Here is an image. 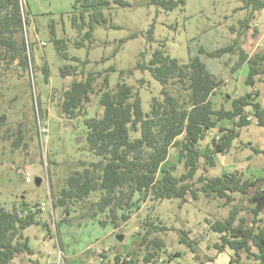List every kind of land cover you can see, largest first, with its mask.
<instances>
[{
  "label": "rangeland",
  "instance_id": "374dc122",
  "mask_svg": "<svg viewBox=\"0 0 264 264\" xmlns=\"http://www.w3.org/2000/svg\"><path fill=\"white\" fill-rule=\"evenodd\" d=\"M120 1L118 4L112 0L109 8L102 9L106 23L94 26L91 40L93 43L88 48L90 40L79 36L70 25L68 15L73 9L74 0H21L26 17L29 18V25L23 36L33 59L32 72L27 73L30 76L25 74L21 78L8 72L0 75V114L4 119L3 129L10 128L11 131L15 130L23 114L30 119V123L34 117L36 131L39 133L42 130V136L35 137V130L32 128L28 138L33 137L34 142L26 154L19 150L10 153L9 143L0 147V208H16L24 213L36 211L35 218L38 223L23 231L29 248L34 252L31 255L23 253L25 264H31L32 261H36L35 264H55L57 257L54 255V243L62 255L65 253L61 231L66 236L70 234L73 237L74 230L82 225L84 229L87 224L92 231L97 229L90 235L93 242L88 251L94 250L99 259L103 255L112 261V254H122L121 256L125 257L129 253L137 259L138 264H146L143 257L150 251L146 242L140 245V240L135 245L133 243L130 252L125 249L128 247L127 240L123 246L104 243V239L100 241L96 235H102L104 225L106 224L107 229L112 226L107 212L94 215L87 211L83 204H75L66 216L61 210L52 207V194L63 186L69 173L80 170V161L93 160L85 140L84 121L100 118L103 113L97 95L104 76L101 74L94 82L95 94L91 96L89 104L85 105V113H79L73 119L60 115L55 104L61 92L73 80H83L89 70L101 72L114 67V71L109 72V86L113 87L122 79L138 91L142 111L148 113L151 99L160 97L162 86L148 71L137 70L135 66L138 62L147 64L155 50H162L165 55L175 58L179 64H186L190 58L198 56L212 74L224 80L225 84L212 97L213 102L217 101L215 107L219 106L222 95L233 99L252 91L244 85L247 67L240 70L242 73L232 72L236 56L210 58L199 50L213 52L235 39L248 57L261 53L264 50V9L254 12L247 22L248 28H243L239 21L248 16L249 9H243L242 0H185L183 6L172 10H164L154 5L152 0ZM151 27L152 39H149L148 31ZM51 28L56 38L65 40L69 56L77 57L80 61H91V64L84 68L83 74L65 78L60 76V68L79 63L65 61L57 55L51 41ZM76 41H85L84 47H76ZM101 59L105 61L95 65V62ZM43 65H46L49 71L47 82L39 71ZM128 71H131V74H127ZM260 71L254 89L258 93L256 100L264 108V84L260 82L264 71ZM120 72L125 73L122 78L119 76ZM224 106L229 108L230 102L224 103ZM246 113L251 117L252 123L240 129V136L233 141L229 152L214 156V167L209 171H202L201 168L196 174V177H215L223 173L237 172L241 179L255 183L246 195L234 194L231 202L225 199L208 200L204 197L194 201L189 195L183 202H157L151 201L150 198L137 201L139 196L135 195L129 209L125 207L117 211V225L124 223L119 219L122 214L128 224L125 228L117 230L115 236L123 241L132 234L136 236L135 232L131 233L132 230L147 219V223L159 227L149 238L162 242L161 253L152 260L155 264H230L229 257L239 264H255L244 252H240L238 257L228 248L225 253H218L215 244L219 243V235L210 229L215 221L225 220L234 209L238 210L235 224L243 220L250 226L253 217L249 198L256 189L264 187V128L255 125L248 108ZM218 126L225 129L233 127L232 122L228 120L222 121ZM207 133L201 143L202 148L218 134L217 129ZM135 136L131 134V138ZM164 166L174 167L175 175L184 171L174 149H171ZM160 177L161 173L158 178ZM26 178L30 179L29 183H26ZM37 178L41 180L39 185L35 184ZM42 203L46 204L44 212L39 210ZM260 219L261 225H264V212L261 213ZM89 229L88 233L91 232ZM182 231L188 233L194 253L186 245L179 243V239L183 237ZM138 232L144 233L142 226H139ZM72 241L75 243V236ZM48 251H53L49 258L46 256Z\"/></svg>",
  "mask_w": 264,
  "mask_h": 264
},
{
  "label": "trees",
  "instance_id": "16d2710c",
  "mask_svg": "<svg viewBox=\"0 0 264 264\" xmlns=\"http://www.w3.org/2000/svg\"><path fill=\"white\" fill-rule=\"evenodd\" d=\"M113 1L121 3L120 0ZM242 1L243 9L248 8L249 12L239 23L241 27L248 28L247 22L252 14L264 9V0ZM110 2L112 0H74L73 9L68 15L70 25L79 36L90 40L88 48L93 43L91 40L94 26L106 23L102 9L109 8ZM152 3L164 10H172L183 6L185 0H152ZM28 25L29 18L26 17L21 0H0L1 76L8 72L21 78L29 71L32 72L33 59L23 36ZM50 34L57 55L65 61L79 63L60 68V76L65 78L83 74L84 68L91 61H80L77 57L69 56L65 40L56 38L52 28ZM148 34L149 39H152V27ZM84 42L76 41L75 46L84 47ZM199 52L210 58L236 55L233 69L247 64L245 85L251 88H254L260 70L264 71V50L248 57L235 39L213 52L202 49ZM104 61L105 59L96 61L95 65ZM135 69L148 71L162 86L160 97L151 99L148 113L142 111L138 91L122 79L113 87L109 86V72L114 71V67L101 72L89 70L83 80H73L61 92L55 108L62 117L73 119L79 113H85V105L89 104L91 96L95 94L94 82L98 76L104 74L97 91L98 103L103 109L102 116L84 121L85 140L93 160L80 161V170L69 173L63 186L52 194L53 209H59L68 216L75 204H83L94 215L107 212L110 222L117 228V211L125 207L129 209L135 195L139 196L137 201L150 198L157 202H183L188 195L194 201L204 197L208 200L225 199L231 202L234 194L246 195L255 183L241 179L237 172L223 173L215 177H196V174L201 168L202 171H208L214 167V155L226 154L233 141L239 137L240 129L252 123L246 108L249 109L255 125L264 128V108L256 100L258 93L253 91L233 99L222 95L219 106L215 107L217 101L213 102L212 97L223 86V80L214 76L198 56L190 58L186 64H179L162 50H155L147 64L138 62ZM39 71L47 82L48 67L43 65ZM124 74L120 72L119 76L122 78ZM127 74H131V71ZM260 82L264 84V77ZM1 97L0 86V102ZM228 102L230 107L226 108L224 103ZM3 120V115L0 114V147L9 143L10 153L18 150L28 153L34 142L33 137L28 138V135L34 129L35 137H39L36 119L33 117V122L30 123V119L23 114L22 120L12 131L10 128L3 129ZM224 120L232 121L233 127H219V123ZM213 129H218V138H212L202 148L201 142L207 132ZM131 134L136 136L131 138ZM171 149L176 150L178 162L183 164L184 171L179 175L174 174V167L164 166ZM262 153L264 155V151ZM160 173L161 177L158 178ZM135 203L137 204L136 201ZM249 204L253 217L250 226L243 220L235 224L238 210L234 209L225 220L215 221L210 229L219 235V243L215 244L218 253H224L228 248L237 257L240 252H244L255 264H264V225H261L262 219L259 217L264 209V187L255 190L249 198ZM35 213V210L24 213L16 208H0V264H9L20 253L33 254L23 231L38 223ZM119 219L126 221L124 214ZM139 226H142L144 232L137 233L140 236V245L146 242L150 248L145 253L143 262L155 264L152 260L161 253L162 242L156 238L150 239L149 236L159 227L147 223V219ZM182 234L179 243L186 245L194 253L188 233L182 231ZM230 262L239 264L233 258H230ZM101 264H138V261L131 255H118L113 261Z\"/></svg>",
  "mask_w": 264,
  "mask_h": 264
},
{
  "label": "crops",
  "instance_id": "0c3cea01",
  "mask_svg": "<svg viewBox=\"0 0 264 264\" xmlns=\"http://www.w3.org/2000/svg\"><path fill=\"white\" fill-rule=\"evenodd\" d=\"M234 56H236V55H234ZM236 60H237V56H236ZM236 62V61H235ZM245 67H247V64L245 63V64H243V65H241L238 69H233L232 70V72L233 71H236L235 72V74L238 72H240V70H242L243 68H245ZM247 71L248 70H246V73H245V78H244V85H245V79H246V75H247ZM240 73H242V72H240ZM234 74V75H235ZM214 75V74H213ZM244 75V74H243ZM215 76V75H214ZM225 84V82H224V80H223V85ZM245 86H247V85H245ZM248 88H250L252 91L251 92H253V91H255V89L254 88H251V87H249V86H247ZM250 92V93H251ZM262 106V105H261ZM263 108V107H262ZM232 122V121H231ZM232 125H233V122H232ZM219 127H221V126H219ZM232 128V127H231ZM230 128V129H231ZM245 128V127H244ZM243 129V128H242ZM241 129V130H242ZM210 131H215V129H213V130H210ZM217 133H218V129H217ZM208 134V133H207ZM218 136V134L214 137V138H218L217 137ZM240 136V135H239ZM204 141V140H203ZM202 141V142H203ZM201 142V143H202ZM232 147V146H231ZM231 149V148H230ZM229 152V151H228ZM227 152V153H228ZM225 155V154H224ZM214 156H218V155H214ZM213 168V167H212ZM211 169V168H210ZM209 171V170H208ZM262 212H264V209L261 211V213ZM261 213H260V215H261ZM81 217V216H80ZM260 217V216H259ZM101 224H103V223H101ZM127 224H128V222L127 221H124V223H122V224H120V225H118L117 226V228H115V227H113V225L112 226H109V227H111V229L109 228V229H107V226H106V224L104 225V227L105 228H103V233H102V235H96L97 236V238L100 240V241H102L103 239V242L105 243V242H109V244H111V245H113V246H123V244H124V242L127 240L128 241V247H125V249H126V251L127 252H130L131 251V248L140 240V237H139V235L137 234L138 233V228H139V226L136 228H134L133 230H132V232L131 233H134L135 232V235L136 236H134V234H132L131 236H127L126 237V239H124V241L123 240H121V239H119V238H117L116 236H115V234L114 233H116V231L117 230H121V229H123V228H125L126 226H127ZM139 224V223H138ZM85 228L83 229V225L80 227V228H78V229H76V230H74V232H72V234H74L73 235V237L75 236V238H76V241H75V243L72 241L71 242V239H73V237H72V235H70L69 234V236H66L62 231H61V233H62V237H61V241L63 242V244H64V246H65V253H63V256H64V262H65V264H101V263H106V262H111V260H108V258H106L105 256H101V258L99 259L96 255H95V253H94V250H92V251H88L89 249H90V244L93 242V240L91 241L90 240V235H93L95 232H96V230L94 231H92L91 229H89V226H88V224L86 225V226H84ZM88 229H89V231H91L90 233H88ZM108 230H110V231H108ZM72 231V230H71ZM71 231H70V233H71ZM86 233H88V234H86ZM121 236H124V235H121ZM138 236V237H137ZM100 241H98V243L100 244ZM102 242V243H103ZM133 243H134V245H133ZM54 249L56 248V246H55V243H54V247H53ZM33 251V250H32ZM226 251V250H225ZM34 253V252H33ZM225 253V252H224ZM234 254V253H233ZM51 255H53V251H48L47 253H46V256H47V258H49ZM119 254H112V257H113V259H114V257L115 256H118ZM122 255V254H121ZM127 255H130L129 253H127ZM126 255V256H127ZM125 256V257H126ZM240 256V255H239ZM230 258H232V257H229V263L230 264H233V263H231L230 262ZM113 259H112V261H113ZM100 260V261H99ZM26 263V261H25V256L23 255V253H20V254H17V255H15L14 256V258L9 262V264H25ZM31 264H35L36 263V261H32V262H30ZM211 263V262H210Z\"/></svg>",
  "mask_w": 264,
  "mask_h": 264
},
{
  "label": "built area",
  "instance_id": "2783aa9c",
  "mask_svg": "<svg viewBox=\"0 0 264 264\" xmlns=\"http://www.w3.org/2000/svg\"><path fill=\"white\" fill-rule=\"evenodd\" d=\"M41 44H43V43H41ZM41 131H42V130H40V132H39V136H42V132H41ZM25 181H26V183H29V182H30V179H29V178H26ZM39 210L42 211V212L46 211V204H43V203H42V204L39 206ZM52 215H53V212H52ZM55 249H56V252H55L54 255H56V257H57V261H56L55 264H64V258H63V255H62V253H61L59 247L56 246Z\"/></svg>",
  "mask_w": 264,
  "mask_h": 264
},
{
  "label": "water",
  "instance_id": "95a60500",
  "mask_svg": "<svg viewBox=\"0 0 264 264\" xmlns=\"http://www.w3.org/2000/svg\"><path fill=\"white\" fill-rule=\"evenodd\" d=\"M40 182H41V180H40V179H38V178H37V179H35V184H36V185H39V184H40Z\"/></svg>",
  "mask_w": 264,
  "mask_h": 264
}]
</instances>
